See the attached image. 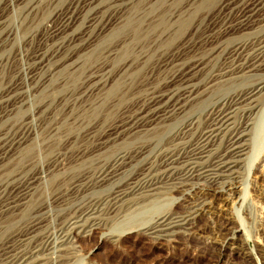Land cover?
I'll return each instance as SVG.
<instances>
[{
	"label": "bare ground",
	"instance_id": "obj_1",
	"mask_svg": "<svg viewBox=\"0 0 264 264\" xmlns=\"http://www.w3.org/2000/svg\"><path fill=\"white\" fill-rule=\"evenodd\" d=\"M44 1L0 9V72L10 60L1 59L8 10L36 17ZM48 20L37 47L27 44L23 79L0 82V170L22 168L0 188V220L32 205L38 181L22 178L35 171L22 160L61 114L78 131L61 146L73 142L85 161L76 169L66 147L50 152L46 178L66 184L50 203L60 211L55 231L37 209L1 245L0 264H66L69 244L111 214L136 215L151 239L172 241L235 196L264 120V0H73Z\"/></svg>",
	"mask_w": 264,
	"mask_h": 264
},
{
	"label": "rangeland",
	"instance_id": "obj_2",
	"mask_svg": "<svg viewBox=\"0 0 264 264\" xmlns=\"http://www.w3.org/2000/svg\"><path fill=\"white\" fill-rule=\"evenodd\" d=\"M72 1L73 0H46L40 6L38 11L39 15L36 17L30 16V18L28 17L26 19L21 9L14 8L12 10V8H10L8 10L7 14L9 16L7 15V26L11 32L8 43L10 47L7 45V51L5 50L2 53L1 59L10 60L8 62L2 60L3 69L0 72V82L3 80L2 82L5 81L4 83H8L23 79L26 50L29 47L32 49L37 47L39 40L43 37L46 27L50 23V20H48L49 16L62 12L70 6ZM9 2L10 0H0V9H3ZM29 39H31V41ZM27 44H29V47ZM55 92L56 91L51 92V99L59 96V91H57L58 93ZM35 102L36 101H32L28 107L24 108L23 112L29 113L28 108L35 105ZM86 113L85 116H91L88 112ZM66 117L65 114H61L52 128L48 127L46 128L47 130L45 129L39 132L36 137H33L28 143L27 148L32 144L37 155L35 156V154L32 153L27 159L22 160V163L33 164L35 171L28 175H24L22 178L37 180V187L32 197V205L29 208L22 209L12 217H6L0 220V255L1 245L7 240L16 238L23 225L31 219L33 212L39 208L44 209L43 213H46V217L49 218L47 219L49 220L48 232L52 233L55 231L58 223L57 215L60 214V211L56 210L57 208L50 203L64 192L66 184L63 181V176H58L53 180L46 178L44 168L46 169L45 166L49 158L48 156L51 154L50 152H54L57 149H65L66 147L65 150H69L72 154L69 159V164H71L69 167L76 168L80 163L85 161L76 158L75 153H72L76 150L73 146V142L69 143L67 141L65 144L67 146H61L60 139L69 136L75 137L78 132L75 125L72 126L71 123H66ZM75 117L77 118V123L83 122L82 119L85 120L83 110L77 115L75 114ZM86 121L85 123H87ZM138 137L139 134L124 138L118 143L120 144L119 147H114L112 151L121 149V146L124 147L125 145L122 144L124 143L123 141H134L138 139ZM254 140L255 142L252 151H249V155L257 159L255 162L251 161L249 166L246 167L247 175L245 174L244 183L236 190L237 192L234 197L229 200L217 201L211 213L208 212L200 217L194 227L196 231L193 229L190 232L191 234L177 235L175 238L171 239L172 241L169 239L157 242L147 236L145 231L142 230L139 225L141 222L140 217L133 215L134 217L122 218L121 215L111 214L109 221L99 230H96L90 236L82 235L69 244L73 256L66 264H263V119L258 126H256ZM43 148H47L48 150ZM71 159L74 160L72 161ZM246 168L243 171H246ZM21 169V166L12 169L11 165L7 170H0V188L3 187V190H10L13 185L6 188L5 182L17 177V173L20 172ZM80 171L81 170L77 172ZM20 182L21 180L18 181V183ZM243 197L244 205L241 208ZM169 199L171 198L169 197ZM169 202L168 203L171 205L172 201ZM149 220L150 219L147 221ZM229 222H231L229 227L230 230L228 229L229 232L226 233L229 240L225 242L226 235H224V226Z\"/></svg>",
	"mask_w": 264,
	"mask_h": 264
}]
</instances>
